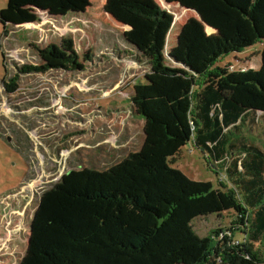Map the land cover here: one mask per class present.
<instances>
[{
    "label": "trees",
    "instance_id": "16d2710c",
    "mask_svg": "<svg viewBox=\"0 0 264 264\" xmlns=\"http://www.w3.org/2000/svg\"><path fill=\"white\" fill-rule=\"evenodd\" d=\"M166 2L198 14L215 10L246 33L183 28L161 59L167 13L154 0H106L104 13L135 50L122 54L150 68L128 98L129 115L144 121V140L107 170H71L43 191L18 264H264V0ZM86 8V0H7L0 23L26 27L40 15L50 23L79 21ZM255 45L258 69L220 66ZM36 53L41 65L19 74L81 71L89 60L80 61L71 38ZM16 80L3 83L7 93ZM189 142L216 175L223 171L217 187L170 166ZM224 214L226 228L205 237L193 231L195 220Z\"/></svg>",
    "mask_w": 264,
    "mask_h": 264
},
{
    "label": "rangeland",
    "instance_id": "374dc122",
    "mask_svg": "<svg viewBox=\"0 0 264 264\" xmlns=\"http://www.w3.org/2000/svg\"><path fill=\"white\" fill-rule=\"evenodd\" d=\"M86 1L79 21L69 17L50 23L40 15L39 23L31 26L4 29L0 23V264H18L24 256L30 222L43 191L71 170H107L137 152L144 140V121L129 115L128 98L150 68L122 54H135V50L123 42L125 29L104 13L106 0ZM154 1L167 13L157 43L161 59L177 46L183 28L192 31L200 25L206 36L236 30L246 33L236 19L225 20L215 10L198 14L166 0ZM6 5L7 0H0V11ZM62 38L73 40L81 62L88 57L83 70L18 73L23 66L41 65L36 47ZM255 46L224 59L220 66L258 69L261 47ZM11 79H17L12 94L3 84ZM261 140L264 148L263 135ZM170 166L190 180L215 187L225 180L223 171L216 175L217 170L192 142ZM228 222L224 214L195 220L192 229L205 237L226 228Z\"/></svg>",
    "mask_w": 264,
    "mask_h": 264
},
{
    "label": "water",
    "instance_id": "95a60500",
    "mask_svg": "<svg viewBox=\"0 0 264 264\" xmlns=\"http://www.w3.org/2000/svg\"><path fill=\"white\" fill-rule=\"evenodd\" d=\"M29 234H30V228H29Z\"/></svg>",
    "mask_w": 264,
    "mask_h": 264
}]
</instances>
